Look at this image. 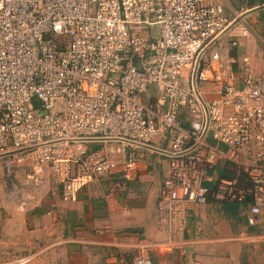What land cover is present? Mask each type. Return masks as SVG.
Masks as SVG:
<instances>
[{
  "label": "built area",
  "instance_id": "built-area-1",
  "mask_svg": "<svg viewBox=\"0 0 264 264\" xmlns=\"http://www.w3.org/2000/svg\"><path fill=\"white\" fill-rule=\"evenodd\" d=\"M228 28L222 8L205 0H0V158L8 172L26 160L35 174L47 168L69 201L89 181L129 170L133 144L164 141L166 149L151 147L168 157L156 206L166 244L183 234L188 205L248 202L246 223L260 227L264 78L245 70L238 86L231 66L208 53ZM218 162L236 177L212 180ZM129 242L133 256L109 258L153 264L143 250L156 244Z\"/></svg>",
  "mask_w": 264,
  "mask_h": 264
},
{
  "label": "crops",
  "instance_id": "crops-1",
  "mask_svg": "<svg viewBox=\"0 0 264 264\" xmlns=\"http://www.w3.org/2000/svg\"><path fill=\"white\" fill-rule=\"evenodd\" d=\"M205 2L220 6L233 25L210 49L231 66L237 85L245 70L264 78V0ZM181 121L186 127L184 116ZM151 146L167 148L164 141ZM87 147L94 150L99 144ZM130 150L136 160L129 170L119 167L89 181L69 201L61 199L60 184L47 168L35 174L26 160L12 163L8 172L6 159L0 158V264L29 255H34L30 264H119L109 254L133 256L138 250L130 236L156 244L143 250L153 264H237L243 250H264V223L247 225L248 202L188 205L183 234L166 244L156 206L168 157L143 148ZM225 169L218 162L209 176L218 180Z\"/></svg>",
  "mask_w": 264,
  "mask_h": 264
},
{
  "label": "rangeland",
  "instance_id": "rangeland-1",
  "mask_svg": "<svg viewBox=\"0 0 264 264\" xmlns=\"http://www.w3.org/2000/svg\"><path fill=\"white\" fill-rule=\"evenodd\" d=\"M209 52H212V49H209ZM237 264H264V250L259 249L256 253L252 249L243 250Z\"/></svg>",
  "mask_w": 264,
  "mask_h": 264
},
{
  "label": "water",
  "instance_id": "water-1",
  "mask_svg": "<svg viewBox=\"0 0 264 264\" xmlns=\"http://www.w3.org/2000/svg\"><path fill=\"white\" fill-rule=\"evenodd\" d=\"M233 25L229 26L228 29H230ZM227 29V30H228ZM198 62H199V58L197 59L196 61V64H195V67H194V71H193V74H192V85H193V89L196 91V85H195V71H196V68H197V65H198ZM90 141H105V140H102V139H98V140H85V142H90ZM139 148H143V149H148V150H151V151H155L157 153H160V154H165V152L161 151V150H158L156 148H153L151 146H143V145H137V144H133Z\"/></svg>",
  "mask_w": 264,
  "mask_h": 264
},
{
  "label": "trees",
  "instance_id": "trees-1",
  "mask_svg": "<svg viewBox=\"0 0 264 264\" xmlns=\"http://www.w3.org/2000/svg\"><path fill=\"white\" fill-rule=\"evenodd\" d=\"M181 123H182V121H181ZM183 125V124H182ZM184 126V125H183ZM236 177V173L235 172H231V171H228L227 169H225V170H222V173L220 174V177H219V179H227V180H231V179H233V178H235ZM238 180H239V182L240 183H242L243 182V175L242 174H240L239 176H238ZM234 204V203H233Z\"/></svg>",
  "mask_w": 264,
  "mask_h": 264
}]
</instances>
